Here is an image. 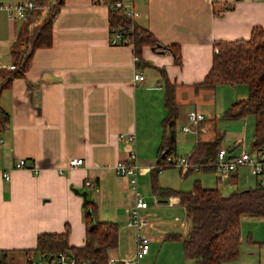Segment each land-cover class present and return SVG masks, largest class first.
Listing matches in <instances>:
<instances>
[{
	"label": "crops",
	"instance_id": "0c3cea01",
	"mask_svg": "<svg viewBox=\"0 0 264 264\" xmlns=\"http://www.w3.org/2000/svg\"><path fill=\"white\" fill-rule=\"evenodd\" d=\"M28 1L0 0V6ZM136 8L140 13L137 22L162 46L179 47L181 66L175 64L171 53L147 47L142 52L147 66L139 69L133 47L110 44L108 6L95 5L93 0H65L54 21L53 46L38 50L26 78L16 79L2 93L0 105L10 115L8 128L0 133V141L4 142L0 147V257L4 256L7 264H26L28 255L41 259L35 250L38 237L43 234H64L69 229L70 247L85 245L88 229L84 200L74 193L75 189L88 192V200L97 205L101 222L117 225L119 243L117 249L110 251V259L134 257L137 233L127 227L135 202L133 179L114 171L119 161L127 159L130 149L120 141L121 134L136 138L141 167L139 192L148 195L152 191L159 199L168 200L161 203L179 207L182 217L186 214L179 198L166 199L155 194V178L160 188L183 192L193 190V180L205 188H218L224 196L250 189L246 172L252 174L250 168H240L223 183L218 182L215 171L202 172L211 177L200 180L190 176L192 172L180 169L154 173L151 168L157 165L166 139L167 88L160 71L168 77L179 109L175 123L177 157L182 143L193 147L190 154L185 153L190 156L198 142L215 139L221 141V149L229 151L230 159L247 147L255 150L254 118L228 119L237 130L226 139L217 128L222 114L217 118L203 110L214 102L216 89H198L197 85L204 82L212 68L216 43L249 40L255 28L264 29V0H144L138 1ZM27 23L11 20L6 10H0V69L12 66V47ZM136 73L146 78L137 86ZM240 87L243 86L233 89ZM192 111L203 113L206 121L196 133H183ZM249 140L250 144H246ZM22 159L40 172L14 169ZM73 159H81L84 164L70 167ZM6 172L11 174L9 182L4 179ZM171 173L174 180L168 182ZM255 178L256 186L264 184V175ZM87 182L92 187H86ZM227 187L236 190L224 194ZM143 214L150 220L153 211L149 207ZM182 219L180 227H188L185 237L190 223L187 218ZM247 220L264 222V218L244 217L242 223ZM175 221L179 224L180 220ZM155 227L154 224L149 231L150 253L139 264H147L153 246L168 242L166 236L176 233L175 226L170 232L166 231L170 228L162 229L166 232L153 236ZM259 231L246 242L242 225L241 256L224 264H256V260L264 264V223ZM259 237L263 240L255 241ZM168 248L183 254L184 259L180 258L178 264H194L185 257L183 240L169 241ZM165 249L163 246L162 252ZM242 249H246L244 255Z\"/></svg>",
	"mask_w": 264,
	"mask_h": 264
},
{
	"label": "trees",
	"instance_id": "16d2710c",
	"mask_svg": "<svg viewBox=\"0 0 264 264\" xmlns=\"http://www.w3.org/2000/svg\"><path fill=\"white\" fill-rule=\"evenodd\" d=\"M30 1L34 3L36 9L27 14L24 21L28 23L21 30L12 47V66H15V69H0V97L5 90L11 88L16 79L26 78L34 54L38 50L53 46L54 21L65 0ZM119 1L104 0L110 11V28L122 30L125 34L124 38L130 40L139 69L147 66L142 55L143 49L147 47L157 52L171 53L175 64L181 66L179 47L162 46L147 29L128 18L122 10L115 8V4ZM46 8L49 11L44 16ZM32 23H35L34 28ZM215 48L212 68L204 82L197 85V88L214 90L218 86H246L248 98L234 103L225 113V117L230 120L253 117L255 120L253 148H262L264 146V29L255 28L249 40L218 42ZM160 72L162 82L167 88L168 117L164 122L166 139L161 147L157 165L164 163L165 156H176L175 123L179 115L174 90L165 72ZM9 123L10 115L0 105V133L5 132ZM220 150L219 139L200 141L187 158L191 163L205 165L201 172H214V167L209 164L215 162ZM153 172L159 171L153 169ZM156 180L157 178L153 181L155 194L160 198H179L190 223V229L185 237L170 234L166 236V241L183 240L185 257L194 264H224L240 258L242 219L264 218L263 183L255 188L224 196L218 188H205L199 181L194 184L191 192H183L160 188ZM84 217L88 231L83 247H70V231L67 229L64 234L40 235L35 253L45 258L69 251L75 258L76 264H109V253L117 249L119 243L117 225L101 222L98 219L97 205L91 201L84 207ZM0 264H7L4 256L0 257Z\"/></svg>",
	"mask_w": 264,
	"mask_h": 264
},
{
	"label": "built area",
	"instance_id": "2783aa9c",
	"mask_svg": "<svg viewBox=\"0 0 264 264\" xmlns=\"http://www.w3.org/2000/svg\"><path fill=\"white\" fill-rule=\"evenodd\" d=\"M95 5L104 4V0H93ZM144 0H120L115 4L116 9H120L128 17L137 21L140 18V13L136 8V3ZM36 9V6L32 1H28L25 4L14 6H0V10H6L11 20L24 21L27 18V14L30 11ZM111 40L110 44L113 46H130L131 42L128 38H124V32L120 29L110 28ZM15 66L9 67V70H14ZM146 80L145 76L141 73L134 75L135 85H141ZM189 126L182 129L183 133H196L197 127L206 121V116L203 113L192 111L188 116ZM120 141L130 146L128 150L127 159L119 161L114 166V171L118 176L132 178V189L135 193V202L131 207L127 227L137 233L136 250L134 259H110L109 264H139V262L148 256L150 253L151 237L149 231L154 228V224L149 220L147 216H144V212L149 209V205L145 200V197L138 190V177L141 172V167L138 164L137 153L135 149L136 138L133 134H121L119 136ZM4 145L3 141H0V147ZM132 146V147H131ZM84 164L81 159H73L70 161V167H80ZM214 167L215 175L218 182L223 183L229 179L240 168H250L252 174L255 177H262L264 175V146L259 149H255L250 153L243 152L234 158H229V151L221 149L216 157L215 162L209 164ZM205 165L191 163L187 157L177 156H165L164 163L162 165L153 166L152 169H156L162 172L165 169L175 168L180 169L184 173L189 172H201ZM16 170H29L38 174L40 171L35 166H29L26 160L22 159L17 161L14 166ZM4 179L11 181L10 172L4 173ZM86 187H92V183L87 182ZM26 264H76L75 258L69 251L58 253L55 256H47L36 260L34 256H27Z\"/></svg>",
	"mask_w": 264,
	"mask_h": 264
},
{
	"label": "rangeland",
	"instance_id": "374dc122",
	"mask_svg": "<svg viewBox=\"0 0 264 264\" xmlns=\"http://www.w3.org/2000/svg\"><path fill=\"white\" fill-rule=\"evenodd\" d=\"M49 11L48 8H46L44 12V16L47 14ZM36 22V20L34 21ZM39 23V22H38ZM33 24V23H32ZM35 24V23H34ZM33 24V28L34 25ZM248 97V89L246 86L233 89L231 86H218L216 87L215 90V95H214V102L213 103H208L205 107H203L204 112H207V114L211 116H216L219 118V121H217V128L222 131L225 134V138L228 139V136H230L233 132H235L237 129L235 128V124L233 121L228 120L225 117V113L232 107L234 103H236L238 100H242ZM252 119V118H251ZM254 121V119H252ZM203 127V126H202ZM194 138V137H193ZM250 140L246 144H250ZM225 144L228 145V141H225ZM193 147L186 143H182L181 147L177 149V152L180 156L186 157L188 155H185V153L190 154L192 151ZM250 147H247L246 150H242L240 154H243V152L250 153L251 150ZM249 169V168H248ZM179 170V169H178ZM247 175L248 179L250 181V187L249 188H255L256 187V178L252 176V174L247 170ZM202 173V172H201ZM200 172H192L190 176H198L200 180L205 177H211L208 176L210 174L202 173ZM206 174V175H204ZM263 177V175H262ZM174 176L171 175L167 178L168 182H173ZM253 180H255V183H253ZM196 180H193L191 185L193 186V183L195 184ZM159 185V184H158ZM236 190L233 187H227L224 190V194H230L232 191ZM191 191V190H190ZM189 192V191H186ZM145 197L146 202L148 203L150 209L153 211V216L150 218V221L156 225L155 231L153 232V236H159L160 232H166V231H171V227H175L176 230L174 234H179V235H184L185 232L188 230V225L186 224L187 229L184 230L180 226L183 223L182 217L180 214V208L175 207V208H170L167 204H162L165 202H168V200H163L159 199L157 196L153 195V192L151 191L150 194L148 195H143ZM162 202V203H161ZM176 218H179V224L175 221ZM244 221V220H243ZM186 223V222H185ZM246 224L241 223V228L243 225V235L246 238V242H248V238L254 235H258L261 231H259V227H262V223L260 221H253V220H247L245 222ZM170 228V230H166ZM164 229V230H162ZM258 240H263V238L259 237L258 239H255V241ZM253 243V242H252ZM165 244V245H164ZM164 244H159V245H154L153 250L151 251V257L147 260V264H178L181 260H183V254L180 253L178 254L175 248H168L169 247V242H165ZM166 247V249L162 252V248ZM248 246V244H247ZM151 248V244H150ZM125 250V247L123 248ZM161 250V252L158 254V252ZM127 252L129 254L128 248ZM246 252V249H242V255ZM39 257H37L38 259ZM125 259V258H124ZM126 259H134L132 256L131 258L128 256ZM142 264V263H141ZM189 264V263H188ZM256 264H259V261L256 260Z\"/></svg>",
	"mask_w": 264,
	"mask_h": 264
},
{
	"label": "water",
	"instance_id": "95a60500",
	"mask_svg": "<svg viewBox=\"0 0 264 264\" xmlns=\"http://www.w3.org/2000/svg\"><path fill=\"white\" fill-rule=\"evenodd\" d=\"M74 193L76 195H79V196H81L83 198V200H84L83 206L86 207L88 205V203H89V200H88V192L87 191L80 192L79 190L75 189L74 190Z\"/></svg>",
	"mask_w": 264,
	"mask_h": 264
}]
</instances>
